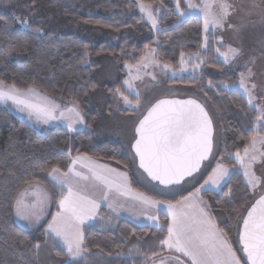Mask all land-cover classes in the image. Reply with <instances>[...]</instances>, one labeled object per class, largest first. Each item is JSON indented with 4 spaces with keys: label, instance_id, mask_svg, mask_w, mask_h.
Returning a JSON list of instances; mask_svg holds the SVG:
<instances>
[{
    "label": "trees",
    "instance_id": "trees-1",
    "mask_svg": "<svg viewBox=\"0 0 264 264\" xmlns=\"http://www.w3.org/2000/svg\"><path fill=\"white\" fill-rule=\"evenodd\" d=\"M37 1L34 0L35 3ZM118 1L131 6L129 0ZM144 2L160 5L161 0ZM162 2L164 10L157 32L139 15L126 23L119 17H81L84 23L95 28L117 33L130 29L141 35L140 41L124 36L116 46L104 43L93 46L89 40L74 32L49 29L36 21L29 20V26L24 27L12 15L0 12V79L15 83L21 90L34 87L61 103L75 101L87 125L85 129L74 132L61 126L39 132L0 103V264H67L66 251L44 235L49 221L34 230H25L16 222L15 205L25 187L40 184L51 193L52 212H55L61 192L47 172L57 166L66 171L70 152L73 157L83 154L127 172L134 190L155 199L176 202L198 187L178 196L155 193L142 185L138 174H145L139 170L133 152L130 155L122 144L96 137V117L89 109V97L98 83L96 67L89 63L90 59L100 56L113 59L119 65L120 75L109 90L114 92L116 88H121L125 91V65L141 63L148 52H154L156 61L162 66L171 65L172 70H179L181 52L192 57L186 59L189 67L194 68L197 64L201 67L192 75L174 79L168 76L166 82L168 85L196 88L201 99L214 112L218 128L215 134L219 140L212 158L234 168V172L221 190L204 192L201 198L217 226L229 232L233 249L238 257H243L242 264H247L243 252L239 250L236 217L245 214L258 197L254 200L234 155L237 151L243 152L244 147L250 145L251 137L257 135L256 112L250 109L248 98L242 91L223 87L238 84L240 75L233 64L225 63L217 56L212 36L207 50L202 49V20H182L175 11V0ZM36 28L40 29L39 33ZM219 48L222 50L223 46ZM85 50L88 52L87 59ZM125 94L134 99L127 91ZM211 170L209 166L202 175L203 180ZM160 223L166 228L168 217L161 214ZM164 235L166 232L157 228L138 226L102 209L98 219L84 227V246L89 251L80 264H144L146 255L159 250V239ZM36 244L40 245L39 249ZM136 247L140 248L139 253Z\"/></svg>",
    "mask_w": 264,
    "mask_h": 264
},
{
    "label": "snow or ice",
    "instance_id": "snow-or-ice-1",
    "mask_svg": "<svg viewBox=\"0 0 264 264\" xmlns=\"http://www.w3.org/2000/svg\"><path fill=\"white\" fill-rule=\"evenodd\" d=\"M186 3L188 8L198 9L202 13L206 33L209 31V26L213 29L224 27L232 7L228 0H200L199 5L192 3V0H186ZM135 4L155 28L157 22L155 14L159 12V8L153 7L152 3H145L144 0H135ZM175 5V10L181 17L187 15L180 9L181 0H175ZM163 6L161 0L160 7ZM16 19L22 26H29L26 20L20 17ZM35 31L39 33L40 29L36 28ZM205 40L207 42V37ZM216 52L224 58L225 63L235 61L240 55V51L232 47H228L223 52L218 47ZM180 55L183 65L185 54L181 52ZM87 56L88 52L85 50V59ZM126 67L129 68V77L124 80L125 91L131 94L133 81L140 77L138 70L137 74L133 75L132 66L126 65ZM163 67L169 69L171 65L165 64ZM246 68V72L240 73L239 84L233 87H238L247 94V103L250 109L256 112L258 134L261 129H264V106L254 103L257 99L254 95L257 85L250 84L254 73L250 67L246 66ZM223 87L228 88L229 85H223ZM125 91L116 88L113 95L117 99H122L124 104L139 109L141 106L139 92L135 93L133 100L129 99ZM8 102H11L18 111L26 112L28 119L34 118L37 123H65L69 132L77 130L74 127L75 124L87 126L75 101L72 102L71 107H62L60 103L34 87L21 90L15 83H7L0 79V103ZM257 143L264 144V136L258 141L257 136L254 135L251 137L250 145L244 147L243 154L240 151L235 153V161L244 169L247 184L253 190L258 187L264 189V181L252 171L253 163L258 160ZM131 148L135 157L138 158L139 169L147 174L150 181L156 182L165 189L182 186L185 178L192 177L195 172H198L201 162L208 159L212 152V119L195 99H160L148 108L147 114L136 124L134 143ZM259 155L264 157V152H260ZM80 169H87L88 174ZM40 170L44 171L43 168ZM228 174V168L223 163L217 162L212 174L204 180L203 184L173 203L170 200L155 199L143 192L133 191L129 185L127 172H121L107 164L97 163L83 154L73 157L70 152L66 171L57 166L47 172L51 181L59 186L61 198L56 214L52 216L51 222L44 229V235L54 245L63 246L62 250L66 251L68 257L67 264H80L84 253L89 251L84 246L82 225L96 217L101 201H107V207L118 214V209L124 207L119 203V197H128L136 202L139 208L137 215H144L146 219L155 221L157 229L166 232V235L159 239V250L146 255L144 264L148 261H151V264H170V262L174 264H242L243 257H238L237 251L233 249L229 232L217 226L206 211L207 204L201 198V192L206 186L208 191L219 188ZM90 189L100 190V201L90 196ZM110 193L114 194L112 199L109 198ZM27 194L28 190L21 192L16 200V215L22 220L29 218L25 212L29 206L24 203V196ZM32 194L36 196L38 204L44 203L46 196L39 188H34ZM150 209H156L157 212L166 210L170 218L166 228L159 225L157 213H150ZM35 219L38 222L40 217L37 215ZM236 219L241 245L239 250L246 256L247 264H264V191L249 206L246 215L241 214ZM35 247L39 249L40 245L36 244ZM136 250L140 252L139 247H136ZM164 251H167L169 255L164 256L162 254ZM157 256L160 257L159 260L155 259Z\"/></svg>",
    "mask_w": 264,
    "mask_h": 264
},
{
    "label": "rangeland",
    "instance_id": "rangeland-1",
    "mask_svg": "<svg viewBox=\"0 0 264 264\" xmlns=\"http://www.w3.org/2000/svg\"><path fill=\"white\" fill-rule=\"evenodd\" d=\"M129 1L131 3L130 7H127L123 2L118 0H38L36 3L34 0H0V12L12 15L19 23L20 21L17 20L16 17H20L28 23L29 20L40 22L43 26L49 29L74 32L82 38L89 40L93 46H97L100 43H104L109 46H116L122 38H124V36H131L133 40L140 41L141 35L135 32V30L133 31L130 29L117 33L101 28H95L90 24L84 23L81 17L92 16L113 19L119 17L122 22L126 23L133 21L136 15H139L147 24L150 25L154 32H157L159 20L163 16V7H160L159 4H153V7L159 8V12L155 14L157 21L156 27L153 28L151 22L143 13L140 12L139 7L136 6L135 0ZM228 2L232 5V7L224 27L213 29L209 26V31L207 33L204 31L202 13H200L198 9L193 10L188 8L186 0H181L180 9L181 11L187 13V15L181 17L178 12L176 13L182 20L189 18H198L202 20L203 50H207L209 46V39L212 36L216 49L219 46H223L221 50L222 52L226 51L228 47L236 48L240 51V55L235 59V61L229 64H233L235 66L239 75L241 72H246V66L252 69L254 75L251 77L250 84L255 83L257 85L254 90V95L257 99L254 103L256 105L264 106V0H228ZM192 3L199 5L200 0H192ZM193 12H195V14H191ZM229 25H231V27H229ZM206 37L207 42L205 40ZM205 43L206 46H204ZM216 54L224 61L222 56H220L217 52ZM186 59H192V57L184 55L185 62L182 65L180 60L179 70H172L170 68L164 69V67L156 61L154 52H148L141 63L137 65H130L132 66V74L136 75L138 70L140 77L139 79L133 81V88L130 94L132 97H135V93L139 92L141 98V106L139 109H134L131 106L124 104L122 99H117L113 95V92L109 90V87L114 86L118 81L120 75L119 65L108 56H100L96 59H90L89 63L96 67L95 77L98 83L97 88L89 97V109L95 113L96 117L94 126L96 137L99 140L118 142L122 144L125 151L131 155V144L134 139V126L136 122L154 102L164 98H194L199 100L208 110L210 109L209 111L214 116L213 121L217 129L216 132H218L214 112H212L211 108L201 99L200 93L196 88L168 85L166 82L168 76L173 79L179 78L188 74L192 75V73L201 69V67L197 65L194 68L189 67ZM253 60L254 62H250ZM145 64L147 66H144ZM124 68L126 74L125 79H128L129 68L126 67V65ZM233 86H229L228 89H237L244 93L242 89ZM244 95L247 97L246 93H244ZM1 104L18 118L25 121L26 119L29 120L27 113L18 111L11 102ZM79 110L83 115L80 108ZM129 110L134 113H131ZM84 122L86 125L85 120ZM29 123L39 132L45 131L44 127L48 126H61L68 129L65 123L60 122H50L48 124L37 123L33 118L32 120H29ZM74 127L77 129L76 131H80L85 129L86 126L75 124ZM256 136L259 141L260 137L264 136V129H261ZM218 140L219 137L215 134L214 149L218 146ZM256 147L258 149L256 153L258 160L253 163L252 171L257 176L261 177L262 181H264V157L259 155L260 152H264V144L257 143ZM241 154H243V152H241ZM217 162L220 161L212 158L210 162L204 165L202 171L198 175L187 180L192 181V183H187L186 181L182 186L172 187L171 189H165L159 185L151 183L141 173H139L138 176L142 185L150 188L153 192L164 196H178L194 189L196 186L199 187L203 184V173L207 170V168L209 169L210 166L212 170L209 175H211ZM225 167L229 170L228 176L225 177L223 182H221L219 188H215L211 190V192H218L229 181L230 176L234 172V168L226 165ZM238 167L244 175V169L241 168L239 164ZM251 191L255 200L259 197L262 191H264V189L258 187L253 190L251 188ZM204 192H208L207 186L204 190H202L201 194ZM34 225L35 221L31 226Z\"/></svg>",
    "mask_w": 264,
    "mask_h": 264
},
{
    "label": "crops",
    "instance_id": "crops-1",
    "mask_svg": "<svg viewBox=\"0 0 264 264\" xmlns=\"http://www.w3.org/2000/svg\"><path fill=\"white\" fill-rule=\"evenodd\" d=\"M50 98V97H49ZM54 100V99H53ZM56 101V100H55ZM58 102V101H56ZM61 104V106H67V107H71V104L72 103H61V102H58ZM83 113V112H82ZM84 116V114H83ZM85 118V116H84ZM21 119V118H20ZM25 119V118H24ZM22 121H25L23 119H21ZM86 121V119H84ZM139 121V120H138ZM138 121L136 122V124L138 123ZM28 124L29 123V120L26 119V121ZM135 124V126H136ZM31 125V124H30ZM32 126V125H31ZM134 126V127H135ZM54 127V126H53ZM58 127V126H56ZM51 128V126H48V127H44L45 130ZM86 128V127H85ZM135 129V128H134ZM134 136H135V131H134ZM134 142V139L132 140V144ZM131 144V145H132ZM132 150V149H131ZM93 159V158H92ZM95 160V159H93ZM97 163H100V164H105V163H102L100 161H97L95 160ZM111 167V166H110ZM113 168V167H112ZM82 172H84L85 174H88L87 173V169H80ZM120 171V170H119ZM122 172V171H121ZM129 177V176H128ZM83 183H88V182H83ZM129 185L131 187V182H130V178H129ZM59 187V186H58ZM34 188H39L42 192V194H44L46 196V199L44 200V203L41 205V204H38L37 203V198L36 196H34L32 194V190ZM131 189L133 191H137V190H134L132 187ZM25 190H28V194L24 196V203L27 204L29 207L25 210L26 212V215H28V219H20L17 215H16V205H15V219H16V222L17 224L25 229V230H34L36 228H38L39 226H41L42 224H44L46 221H49L51 222V219H52V216L56 214L57 210L55 212H52V207H53V203H52V195L51 193L49 192V190L44 187L43 185H40V184H33V185H29L27 187H25L21 192H24ZM114 194H109V198L112 199ZM146 195V194H145ZM20 196V194H19ZM18 196V197H19ZM90 196L98 201H100L101 197H100V190H95V191H92L90 189ZM181 200V199H180ZM119 203L123 204L124 207L122 208H119L118 209V214L117 213H113L112 210L110 208L107 207V201H101V207L97 210V215L96 217L93 219V220H89V221H86L84 225H82V228H83V237H84V227L88 224H92L93 222H95L97 219H98V216H99V212L102 210V209H106L107 211H109L110 213H112L114 216L118 217V218H121V219H125V220H128L138 226H143V227H152V228H157L156 227V222L155 221H151V220H148L146 219V217L144 215H137V213L139 212V208L138 206H136V202L128 197H119ZM175 203V202H173ZM33 205H36V207H32ZM207 211V210H206ZM150 213H157V217H158V222H159V225L161 226V223H160V215L163 214V215H166L167 216V212L166 210L162 209L160 210L159 212H157L156 209H150L149 210ZM39 216L40 219L39 221L37 222V220L35 219V216ZM168 217V216H167ZM168 219H170L168 217ZM35 221V225L34 226H31ZM48 222V223H49ZM62 246V245H61ZM63 247V246H62ZM87 255V253H84L83 258H85ZM164 256H168L169 253L167 251H164L163 253ZM80 259V260H81ZM157 260L160 259V257H157L156 258ZM151 264V263H150ZM170 264H174V262H170Z\"/></svg>",
    "mask_w": 264,
    "mask_h": 264
},
{
    "label": "water",
    "instance_id": "water-1",
    "mask_svg": "<svg viewBox=\"0 0 264 264\" xmlns=\"http://www.w3.org/2000/svg\"><path fill=\"white\" fill-rule=\"evenodd\" d=\"M164 99H176V100H187V99H194V98H164ZM198 103H200L204 108H205V110L209 113V111H208V109L204 106V104L203 103H201L199 100H197V99H195ZM157 102V101H156ZM155 102V103H156ZM154 103V104H155ZM147 114V111H146V113L144 114V115H146ZM209 115H210V113H209ZM210 117H211V115H210ZM143 118V117H142ZM141 118V119H142ZM211 119H212V117H211ZM212 124H213V148H212V152H211V154L209 155V157H208V159H206V160H204V161H202L201 162V167H200V170L198 171V172H195L194 174H193V176L192 177H186L185 178V182L187 181V180H189V179H191V178H193V177H195L196 175H198L201 171H202V169H203V167H204V165L206 164V163H208L210 160H211V158H212V155H213V152H214V146H215V133H216V129H215V124H214V121H213V119H212ZM134 143V142H133ZM132 152H133V154H134V156H135V153H134V151L132 150ZM136 158V157H135ZM136 161H137V166H138V164H139V161H138V158H136ZM138 168H139V166H138ZM141 172H143V170L142 169H139ZM144 173V172H143ZM145 174V176L147 177V174L146 173H144ZM148 179V178H147ZM149 180V179H148ZM150 181V180H149ZM150 182H152L153 184H156V182H153V181H150ZM158 185V184H157ZM160 187H162V188H164L163 186H161V185H159ZM172 187H176V186H172ZM258 199V198H257ZM255 202V201H254ZM253 202V203H254ZM248 210V209H247ZM247 212V211H246ZM246 212H245V215H246ZM241 246V245H240ZM243 255H244V253H243ZM245 258H246V256H245ZM246 261H247V258H246Z\"/></svg>",
    "mask_w": 264,
    "mask_h": 264
}]
</instances>
